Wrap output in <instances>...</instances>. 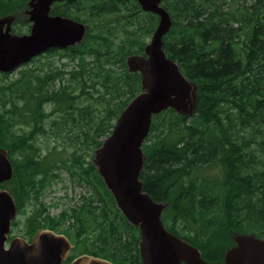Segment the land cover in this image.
Segmentation results:
<instances>
[{
  "label": "trees",
  "instance_id": "16d2710c",
  "mask_svg": "<svg viewBox=\"0 0 264 264\" xmlns=\"http://www.w3.org/2000/svg\"><path fill=\"white\" fill-rule=\"evenodd\" d=\"M28 1L0 0V17ZM160 4L172 22L163 50L195 84L196 106L152 116L139 178L154 201L166 203L165 229L217 262L234 245L233 232L264 238V0ZM50 13L84 23L86 33L16 75L0 72V147L13 168L0 188L16 205L11 229L22 222L28 240L40 228L65 234L73 247L62 264L82 253L141 264L139 228L122 215L92 159L141 91L126 58L144 55L158 16L136 0L59 1ZM28 28L13 26L18 34ZM49 137L60 142L42 141ZM63 171L85 191L80 203L51 215L42 199Z\"/></svg>",
  "mask_w": 264,
  "mask_h": 264
},
{
  "label": "water",
  "instance_id": "95a60500",
  "mask_svg": "<svg viewBox=\"0 0 264 264\" xmlns=\"http://www.w3.org/2000/svg\"><path fill=\"white\" fill-rule=\"evenodd\" d=\"M59 1L76 0L28 1V33L11 32V14L0 17V72H11L50 48L64 49L82 41L84 23L50 13L52 4ZM136 1L141 10L158 16L144 55L126 58L128 71L140 74L141 91L119 113L92 160L122 215L139 228L141 264H264V238L244 232L232 233L234 245L225 251L223 260L203 259L197 247L165 229L161 214L166 203L154 201L143 190L139 178L145 162L142 144L152 116L168 107L181 114L191 113L196 106V86L163 50L162 38L172 22L161 0ZM12 171L7 150L0 147V183L9 180ZM15 215L12 195L0 189V264H62L68 258L73 247L68 237L47 228L38 229L30 242L15 236L6 246ZM68 264L113 263L82 253Z\"/></svg>",
  "mask_w": 264,
  "mask_h": 264
},
{
  "label": "rangeland",
  "instance_id": "374dc122",
  "mask_svg": "<svg viewBox=\"0 0 264 264\" xmlns=\"http://www.w3.org/2000/svg\"><path fill=\"white\" fill-rule=\"evenodd\" d=\"M28 6L24 9L17 10L13 14L10 15L11 23H17L19 25L27 23L28 15H27ZM62 61H65L64 59ZM12 74L16 75V71ZM44 143L48 142L50 145L58 144L60 139L51 138L48 139L42 138ZM67 150H71L67 148ZM61 180L54 182L44 193L42 201L48 205V211L51 215H57L64 209H68L70 206L80 203L79 196L82 192L85 191V187L82 185H78L69 180V177L66 172L61 173ZM27 212L23 215H19V218H25ZM12 236H21L23 233V224L22 222L13 230L12 228Z\"/></svg>",
  "mask_w": 264,
  "mask_h": 264
},
{
  "label": "flooded vegetation",
  "instance_id": "af4514ba",
  "mask_svg": "<svg viewBox=\"0 0 264 264\" xmlns=\"http://www.w3.org/2000/svg\"><path fill=\"white\" fill-rule=\"evenodd\" d=\"M27 22H29V28H28V31H26V32H24V33H28V32H29V29H30L31 22H30L29 20H28ZM14 24H17V23H16V22H15V23H11V32H12V33H14V30H13V26H14ZM16 34H18V33H16ZM50 49H55V48H50ZM50 49H48V50H50ZM64 49H67V48H64ZM64 49H58V50H64ZM48 50H47V51H48ZM47 51H45L44 53H46ZM44 53H42V54H44ZM42 54H40V55H42ZM33 58H34V57H33ZM33 58H31V59H33ZM63 62H65V61H63ZM23 66H24V65H22V67H23ZM22 67H20V68H22ZM20 68H17V69H15V70L11 71V72H8V74L12 75L13 72L19 70Z\"/></svg>",
  "mask_w": 264,
  "mask_h": 264
}]
</instances>
